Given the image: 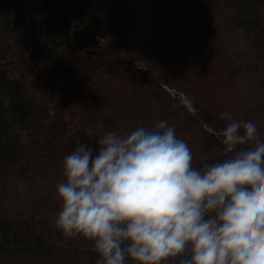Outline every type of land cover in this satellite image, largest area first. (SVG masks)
Masks as SVG:
<instances>
[{
	"label": "trees",
	"instance_id": "16d2710c",
	"mask_svg": "<svg viewBox=\"0 0 264 264\" xmlns=\"http://www.w3.org/2000/svg\"><path fill=\"white\" fill-rule=\"evenodd\" d=\"M223 112L264 138V0H0V264H96L55 227L79 143L166 120L201 168Z\"/></svg>",
	"mask_w": 264,
	"mask_h": 264
},
{
	"label": "clouds",
	"instance_id": "9594fccd",
	"mask_svg": "<svg viewBox=\"0 0 264 264\" xmlns=\"http://www.w3.org/2000/svg\"><path fill=\"white\" fill-rule=\"evenodd\" d=\"M219 118L224 158L201 168L166 120L79 143L63 160L55 227L90 241L96 264H264V138Z\"/></svg>",
	"mask_w": 264,
	"mask_h": 264
}]
</instances>
